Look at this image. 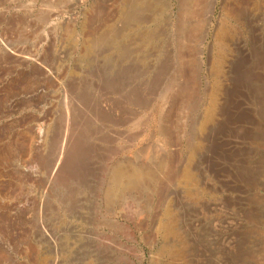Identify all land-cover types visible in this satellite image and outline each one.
<instances>
[{"label": "rangeland", "instance_id": "374dc122", "mask_svg": "<svg viewBox=\"0 0 264 264\" xmlns=\"http://www.w3.org/2000/svg\"><path fill=\"white\" fill-rule=\"evenodd\" d=\"M119 168L147 174L120 193ZM168 212L185 264H264V0H0V264H173Z\"/></svg>", "mask_w": 264, "mask_h": 264}, {"label": "bare ground", "instance_id": "6f19581e", "mask_svg": "<svg viewBox=\"0 0 264 264\" xmlns=\"http://www.w3.org/2000/svg\"><path fill=\"white\" fill-rule=\"evenodd\" d=\"M104 1V0H103ZM100 10V9H99ZM107 10V9H106ZM104 11V10H103ZM107 13V12H106ZM132 15V14H131ZM128 16V14H127ZM129 17V16H128ZM132 19V18H131ZM92 20V19H91ZM99 19V16L94 17L93 23L97 24ZM94 24V25H95ZM100 24V23H99ZM224 24V23H223ZM226 25V24H225ZM224 26V25H223ZM96 28V26H95ZM93 28V29H95ZM90 29V28H89ZM229 29V28H228ZM231 31V30H230ZM230 37V33L229 31H227L224 27L219 26L218 28H216L215 30V34H214V38L215 41L217 42L218 45L223 46L226 44L227 40ZM200 53V52H199ZM222 54V53H221ZM199 57V54H198ZM219 61L221 60H216L215 63H213V70H212V75L215 76L213 78H217L218 74H219V70L222 69L220 67V63ZM214 62V61H213ZM212 64V62H211ZM245 64L244 66H242V69L240 71H238V73L236 74V78H235V83L233 85V91L232 94L234 96H236L237 98L240 97V93L245 90L246 86L248 84H252L255 82L256 78H258V76L260 75L259 73L255 75L254 72V68H252V65L245 62L243 63ZM240 66V65H239ZM241 67V66H240ZM199 63H197L196 66V72L199 73ZM222 78V77H221ZM219 79V78H218ZM216 81V80H215ZM220 86V85H219ZM221 87V86H220ZM219 87V88H220ZM227 87H225L224 89H226ZM223 89V90H224ZM229 90V89H228ZM219 96H220V90H214L211 94V101H210V108L208 110L207 116H205L206 121H210L211 119L214 118V111L216 109V107L219 105L218 100H219ZM231 99V103L229 104V101L225 102V106L229 107V119L227 121H224V132L223 135L218 137V139L215 141L214 144V154L211 157V166L216 169L217 172H225L226 169H228L229 165H230V161H231V146L230 143L227 139L224 140L225 137H230V133L232 132V124H234L233 127H235L233 129V131H239V129L241 128V126L243 127V125L238 126L237 123L239 122H244V115L243 112L241 111V104L238 103V100H236V98ZM228 100V99H227ZM229 105V106H228ZM224 106V107H225ZM98 111H101V109H99ZM217 118V117H216ZM66 121V120H65ZM203 124V123H202ZM42 125V124H41ZM39 131V130H38ZM42 134V133H41ZM44 134V133H43ZM47 136V135H46ZM42 137V136H41ZM217 153V154H216ZM63 155V154H62ZM64 156V155H63ZM62 158V157H61ZM60 158V160H62ZM65 158V157H64ZM68 158V157H67ZM66 159V158H65ZM69 166V165H68ZM55 167V166H54ZM63 167V166H62ZM61 166L59 168H62ZM122 167V164H121ZM141 167V166H140ZM240 169L241 166H238ZM130 168V167H129ZM139 168V166H138ZM133 169V170H129L128 172L124 169V168H119L117 169L115 176H114V183L116 186V190L118 189L120 193L121 190L124 188L125 185H131V186H136L137 184L140 183V181L143 179V177H146L144 170L142 169ZM143 168V167H141ZM65 169V167H64ZM187 169V168H186ZM62 170V169H61ZM152 172V171H151ZM130 173V174H128ZM192 172H190L189 170H186V174H185V179L186 181H191L192 180ZM56 174V173H55ZM151 174V173H150ZM130 175V176H129ZM129 176V177H128ZM150 177V176H149ZM126 178V180H125ZM128 179V180H127ZM194 180V179H193ZM112 181V180H111ZM113 182V181H112ZM144 183V182H143ZM187 183V182H186ZM112 184V183H111ZM190 185V184H189ZM132 187V188H133ZM137 187V186H136ZM135 187V189H136ZM115 188V187H114ZM138 188V187H137ZM188 189V188H187ZM133 190V189H132ZM120 195V194H119ZM130 195V194H129ZM123 196V195H122ZM133 197V196H132ZM116 198V196H115ZM110 200V199H109ZM135 200V199H134ZM131 204V203H130ZM127 205V204H126ZM125 206V205H124ZM130 206V205H128ZM145 206V205H144ZM146 207V206H145ZM126 208V207H125ZM128 208V207H127ZM140 208V207H139ZM129 209V208H128ZM127 209V211H129ZM131 209V208H130ZM139 210V209H138ZM137 210V211H138ZM132 211V210H131ZM169 211V210H168ZM174 211V210H173ZM141 213V212H139ZM143 213V212H142ZM146 213V212H145ZM129 218V217H128ZM129 221H132L129 219ZM163 221V220H162ZM177 223V221H176ZM175 223V219L174 216L172 215V212H168V219L161 225L163 231L165 232V234L167 235V237L169 238L170 242L167 244L166 249L169 252V255L172 257V261L173 264H185L187 263V256H186V251H185V243L184 240H182L181 237V233L179 231V227H177ZM116 231L121 234L125 239L132 241L134 239V235L133 232L131 230V227L128 224H121L118 223L116 226ZM160 227V228H161ZM106 241V239H105ZM188 249V248H187ZM190 249V248H189ZM167 252V253H168ZM139 250L134 246H130L128 249V256L127 258L129 259L130 257H133L135 259H141V255L139 254ZM165 253V252H164ZM166 253V254H167ZM45 257V255H44ZM47 257V256H46ZM46 257L44 259L41 260V264H48V257L46 259ZM169 257V256H168ZM170 257V258H171Z\"/></svg>", "mask_w": 264, "mask_h": 264}]
</instances>
